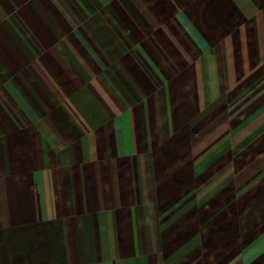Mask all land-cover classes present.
Here are the masks:
<instances>
[{"label":"crops","instance_id":"0c3cea01","mask_svg":"<svg viewBox=\"0 0 264 264\" xmlns=\"http://www.w3.org/2000/svg\"><path fill=\"white\" fill-rule=\"evenodd\" d=\"M0 264H264V0H0Z\"/></svg>","mask_w":264,"mask_h":264}]
</instances>
